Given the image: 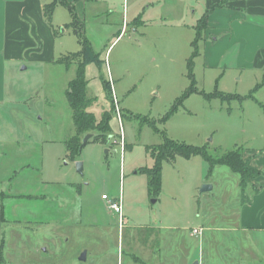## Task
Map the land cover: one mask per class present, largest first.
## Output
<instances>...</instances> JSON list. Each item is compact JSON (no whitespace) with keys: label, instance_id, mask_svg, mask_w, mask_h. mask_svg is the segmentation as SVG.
Returning a JSON list of instances; mask_svg holds the SVG:
<instances>
[{"label":"rangeland","instance_id":"rangeland-1","mask_svg":"<svg viewBox=\"0 0 264 264\" xmlns=\"http://www.w3.org/2000/svg\"><path fill=\"white\" fill-rule=\"evenodd\" d=\"M106 3L114 14L80 34L97 62L74 57L83 45L68 27L69 10L58 5L56 64L30 63L18 74L21 90L7 111L15 118L0 126L7 241L0 264H264V232L251 234L257 257L239 231L240 175L228 166L211 169L200 155L177 154L163 160L161 192L154 197L145 172L167 140L213 157L263 150L264 85L256 86L264 79L206 69L202 43L193 57L200 0ZM66 56L74 61L58 63ZM80 64L92 100L87 112L97 122L108 114L109 132L76 129L67 93ZM88 134L93 138L73 153ZM19 146L26 151L19 153ZM258 177L245 183L246 200L256 194ZM204 186L212 189L202 192ZM104 195L122 204V223ZM199 228L202 237L191 236Z\"/></svg>","mask_w":264,"mask_h":264},{"label":"crops","instance_id":"crops-1","mask_svg":"<svg viewBox=\"0 0 264 264\" xmlns=\"http://www.w3.org/2000/svg\"><path fill=\"white\" fill-rule=\"evenodd\" d=\"M66 1L75 7L84 30H92L88 26L90 22L101 23L103 15L114 14L107 5V0ZM200 1L204 5L203 16L209 12L207 27L198 40V46L199 43L203 44L201 56L205 68L221 70L222 76L235 72L264 79V0ZM51 2L52 0H0V126L6 124V119L10 121L15 118V113L7 111L15 107L16 95L21 90L18 74L29 69L30 63L46 68L57 62L59 39L54 33L55 14L51 24L44 15L45 4ZM219 5L222 7L214 8ZM191 28L193 30V26ZM123 29L113 44L118 41ZM132 32L136 34L138 29ZM196 35L198 36V26ZM263 85L264 82L257 84L256 88ZM1 139L0 135V144H3ZM14 144L19 142L14 141ZM16 150L19 153L26 151L20 146ZM243 159L251 169L259 173L253 183L258 190L249 203L241 201L239 215V231L244 237V245L256 255V243L251 234L264 232V149H244ZM3 222L0 210V262L7 255ZM147 237L144 235V238Z\"/></svg>","mask_w":264,"mask_h":264},{"label":"trees","instance_id":"trees-1","mask_svg":"<svg viewBox=\"0 0 264 264\" xmlns=\"http://www.w3.org/2000/svg\"><path fill=\"white\" fill-rule=\"evenodd\" d=\"M58 5H61L62 7L69 10L72 17V22L70 25H68V27L74 29L75 34L78 35L80 39V34L82 33V31H84V24L79 20L75 7L73 5H70L66 0H52L51 3L45 4L44 15L45 18L47 19V22L49 24L52 23L53 14ZM215 7H222V5L214 6V8ZM208 15L209 12H206L203 18L199 21L198 36L196 41L194 42V47L196 51L194 52L193 57H196L199 54L198 40L207 27ZM54 33L55 36L59 37V33L57 30H54ZM80 42L83 45V50L79 54L74 55V57L76 58L77 56H83V57L88 56L87 58H85L86 63L97 62L95 58L94 59L89 58V55L91 54L94 56L96 55L95 53H93L91 47L88 46L87 42L81 39ZM72 61H74V59L71 60L70 57L66 56L60 59L58 63H62L68 66L71 64ZM188 65H189V70L192 71L193 59H190ZM107 86L106 88H108ZM67 95H68L69 106L70 109L72 110L73 121L78 132H93V131H101V130H104L105 132L110 131L109 121L111 118L110 116H108V114H105L103 116V119L100 122H97L94 116L91 113L87 112V108L91 105L92 100L87 96V81L85 77L83 64H80L78 66L76 72V78L70 83ZM76 146L77 145L71 147V151L73 153L80 150V148L77 150ZM177 154L185 157L200 155L205 160V162H207V164L211 169L218 165L228 166L234 173L240 175L241 177L242 203L250 202V200H246L245 198L246 197L245 183L249 179H252L253 175L256 176V173L257 174L259 173L254 171L248 166V164L243 159V153H241L238 150H233L228 152L222 157H213L205 149L199 150V148L196 149L194 147L180 145L171 140H167L166 143L163 146H160L157 152L153 154V159L155 162L153 168L145 170L148 176V190L150 194L154 195V197H157L161 192L163 160L168 157H174Z\"/></svg>","mask_w":264,"mask_h":264},{"label":"built area","instance_id":"built-area-1","mask_svg":"<svg viewBox=\"0 0 264 264\" xmlns=\"http://www.w3.org/2000/svg\"><path fill=\"white\" fill-rule=\"evenodd\" d=\"M110 83H112L111 79H110ZM114 100H115V104H116V113H117V117H118V120L120 122V130L121 132H123V127H122V123H121V115H120V111L118 109V106H117V101H116V98L114 96ZM102 199L107 201V203L109 204V208L110 210H112L114 213H116L120 219V223H122L124 221L123 219V206L121 203H117V202H112L109 200L108 196L104 195L102 196ZM191 235L193 237H202L203 235V230L202 228H199V229H193L192 232H191Z\"/></svg>","mask_w":264,"mask_h":264},{"label":"water","instance_id":"water-1","mask_svg":"<svg viewBox=\"0 0 264 264\" xmlns=\"http://www.w3.org/2000/svg\"><path fill=\"white\" fill-rule=\"evenodd\" d=\"M93 136H94L93 134H88V135H86L84 137V139L82 141V144L80 146V150H82L88 144V142L93 138ZM76 167H77L78 173H82L83 164L78 162V163H76ZM211 189H212L211 186H204V188L202 189V192L209 191ZM152 202L155 203L156 201L153 200ZM86 256H87V253L83 252L79 260L82 261V262H85L86 261ZM195 264H199V263H195Z\"/></svg>","mask_w":264,"mask_h":264}]
</instances>
